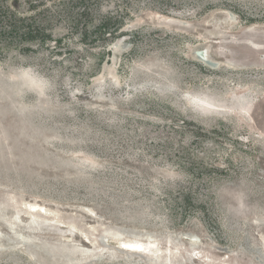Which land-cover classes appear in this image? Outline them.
Segmentation results:
<instances>
[{
    "label": "rangeland",
    "instance_id": "rangeland-1",
    "mask_svg": "<svg viewBox=\"0 0 264 264\" xmlns=\"http://www.w3.org/2000/svg\"><path fill=\"white\" fill-rule=\"evenodd\" d=\"M263 55L264 0H0V264H264Z\"/></svg>",
    "mask_w": 264,
    "mask_h": 264
},
{
    "label": "water",
    "instance_id": "water-1",
    "mask_svg": "<svg viewBox=\"0 0 264 264\" xmlns=\"http://www.w3.org/2000/svg\"><path fill=\"white\" fill-rule=\"evenodd\" d=\"M168 20H173V19L168 18ZM245 39H246V40H249V42H252V43H253V41H252L251 38H245ZM120 43H121V41H120ZM120 43H119V44H118V43H115L114 45H115V46H119ZM263 56H264V55H263ZM207 63H208L211 67H217L218 64H219V61H216V60H208ZM231 64L234 65V66H237V67H244V66H248V65H250L251 63H250V61H249L248 58L240 57V58H237V59L233 58V61L231 62ZM182 235H183L184 237L189 238L190 240H194V239L198 238L197 235H195V234H193V233H191V232H183ZM194 241H195V240H194ZM105 246L108 247V248H111L110 246H108V244H105ZM121 247L123 248L124 246L121 245ZM122 248H120V249H122ZM123 249H124V248H123Z\"/></svg>",
    "mask_w": 264,
    "mask_h": 264
},
{
    "label": "trees",
    "instance_id": "trees-1",
    "mask_svg": "<svg viewBox=\"0 0 264 264\" xmlns=\"http://www.w3.org/2000/svg\"><path fill=\"white\" fill-rule=\"evenodd\" d=\"M14 16H15L14 13H11V14L8 15V19H9V22H10L9 24L12 25V26H14V27H15V26L17 27L18 25H16V23H15V20H17V19H16ZM24 18H25V17H22V20H23ZM23 21H24V20H23ZM25 27H26V26H24V25H23V26H19V28H18V29H19V32H20L21 29H24ZM18 29H17V30H18ZM24 31H25V30H24ZM23 33H24V34H27V35H30L29 37H32L31 34H32V33H38V30H37L36 28H34V29H30V28H28V29L26 30V32H23ZM49 37H50V36H49ZM49 40H51V39L49 38Z\"/></svg>",
    "mask_w": 264,
    "mask_h": 264
},
{
    "label": "bare ground",
    "instance_id": "bare-ground-1",
    "mask_svg": "<svg viewBox=\"0 0 264 264\" xmlns=\"http://www.w3.org/2000/svg\"><path fill=\"white\" fill-rule=\"evenodd\" d=\"M202 51V50H201ZM206 51V50H205ZM201 53H205L204 51H202ZM201 59V58H200ZM205 61V60H204ZM191 241V244H194L195 242H194V240L192 241V240H190Z\"/></svg>",
    "mask_w": 264,
    "mask_h": 264
}]
</instances>
